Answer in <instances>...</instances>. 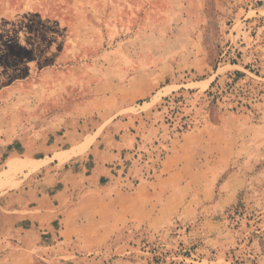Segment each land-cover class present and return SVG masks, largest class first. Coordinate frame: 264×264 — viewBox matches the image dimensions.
Listing matches in <instances>:
<instances>
[{
    "label": "rangeland",
    "instance_id": "obj_1",
    "mask_svg": "<svg viewBox=\"0 0 264 264\" xmlns=\"http://www.w3.org/2000/svg\"><path fill=\"white\" fill-rule=\"evenodd\" d=\"M4 168L0 264H264V0H0Z\"/></svg>",
    "mask_w": 264,
    "mask_h": 264
},
{
    "label": "crops",
    "instance_id": "obj_2",
    "mask_svg": "<svg viewBox=\"0 0 264 264\" xmlns=\"http://www.w3.org/2000/svg\"><path fill=\"white\" fill-rule=\"evenodd\" d=\"M86 137H87V135L82 136L81 140L76 144L82 143ZM96 141H97V136H95V138L93 139V141L91 142V144L89 145V147L87 148L86 151H84L83 153H80V154L76 155L75 157H73V159H75L77 162H83L84 161L83 163H85V160L92 162L93 167H92L91 171H92L93 175H91V177H92V183L93 184H95V146H96ZM76 144H74V145H76ZM74 145L67 147V148L66 147L65 148H59V149L56 148V150H53L51 152L52 153L51 155H47V156L45 154L43 156V154H40V155L37 154L36 155V153H32L30 158L42 159V158L50 157L55 152H57L59 150H63V149H69V148L73 147ZM86 154H87V156L85 157ZM11 161L12 160H10L6 165H8ZM49 164L51 165V163H49ZM54 164H59V162L57 160H54ZM65 169L67 171V174L71 173V172H72V174H74V172H75V170L73 168H65ZM40 170H38V171H40ZM50 170L52 171V168H50ZM6 171H7L6 168H4L2 171H0V173H1L0 174L1 175L0 176V187H2L8 181V179L11 176V175H7ZM38 171L31 173L30 176L32 174L37 173ZM24 180H26V179L23 178L17 187L8 188L5 191L0 190V208L5 212L11 213V214L2 213V216L0 217V230L3 232L8 231V229H9V227L7 226L8 222L11 225V227H10L11 229L18 230L22 227L24 229L26 226L27 231L33 232L32 230L37 229L39 226V223H41V222H39V220L37 219V216L30 215L31 212H35V211L45 212L46 210H51L54 208L57 209L59 207H62V205H64V204H70V205L74 204V206H75L77 204L78 199H79V197L76 196L74 194V192H72V195H70L72 187L69 186L68 183L65 181L62 182V185H61L62 187L59 188L60 190L57 189L59 191L56 190L57 193L52 197L51 195H45V192H41L37 185H35L34 187H32V186L30 187V189L33 188L35 190H39V191H35V194H36V196H35V194L32 193V191L28 189V185H26V186L23 185L26 182V181L24 182ZM60 191H61V193H60ZM32 201L34 203L33 205H32ZM38 216L41 217L40 214H38ZM20 220H21V222H20ZM23 229H21V230H23Z\"/></svg>",
    "mask_w": 264,
    "mask_h": 264
}]
</instances>
